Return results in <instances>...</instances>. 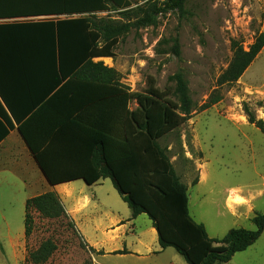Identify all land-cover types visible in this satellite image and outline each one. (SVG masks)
I'll use <instances>...</instances> for the list:
<instances>
[{
    "label": "trees",
    "instance_id": "1",
    "mask_svg": "<svg viewBox=\"0 0 264 264\" xmlns=\"http://www.w3.org/2000/svg\"><path fill=\"white\" fill-rule=\"evenodd\" d=\"M186 1L0 0V20L56 17L0 24V143L17 126L51 186L110 179L132 218L146 214L152 221L163 250L175 249L188 264H225L260 239L264 214L252 219L255 230L234 228L222 239L210 238L204 224L192 218L188 188L160 143L196 110L187 80L180 73L172 77L175 100L152 77L143 92H132L114 68L95 61L114 57L119 39L156 25L161 13L181 9ZM111 11L116 19L101 16ZM263 48L264 34L249 50L233 41L218 85L238 82ZM220 101L214 93L200 110ZM246 112L264 134V121ZM37 221L58 222L77 233L55 191L27 199L28 242ZM57 241L28 246L26 264L48 263Z\"/></svg>",
    "mask_w": 264,
    "mask_h": 264
},
{
    "label": "rangeland",
    "instance_id": "2",
    "mask_svg": "<svg viewBox=\"0 0 264 264\" xmlns=\"http://www.w3.org/2000/svg\"><path fill=\"white\" fill-rule=\"evenodd\" d=\"M101 16L116 19L118 14L111 11ZM260 34H264V0H187L181 9L161 13L156 25L134 29L119 39L114 57L95 60L114 68L132 92H143L152 77L156 87L175 100L172 77L180 73L187 80L196 110L160 143L188 188L192 218L204 224L212 239H222L234 228L255 230L252 219L264 214V198L256 196L264 190V134L249 123L246 112L248 108L257 120L264 121V48L238 82L217 83L232 59V42L238 41L249 50ZM214 93L221 101L200 110ZM3 175L0 172L2 185ZM38 175L43 185L39 192H44L48 186ZM7 184L0 189V264H26L28 246L36 249L48 238L58 239V250L46 264L121 262L117 258L108 262L102 252L85 244L77 229L75 233L58 222L37 221L28 242L24 195ZM238 194L245 208L233 215L228 200ZM115 195L131 217L117 191ZM252 195L256 198L249 212ZM150 223L147 215H141L137 222V231L145 233L147 241L152 239ZM129 260L122 263L188 264L173 248L149 261ZM225 264H264V236L257 248Z\"/></svg>",
    "mask_w": 264,
    "mask_h": 264
},
{
    "label": "crops",
    "instance_id": "3",
    "mask_svg": "<svg viewBox=\"0 0 264 264\" xmlns=\"http://www.w3.org/2000/svg\"><path fill=\"white\" fill-rule=\"evenodd\" d=\"M55 18L53 16H39L3 19L0 20V24L44 21ZM0 172L5 174L2 179L5 184L8 182L7 186L10 184L17 187L18 192L24 195V206L28 198L49 191L57 192L64 203L67 214L75 222L76 228L85 244L97 253L102 252L103 257L108 262H110L109 259L111 258H117L121 261L116 263L112 261L114 264H127L122 262H131L129 258L135 259L138 262L149 261L155 256L165 254L169 249L163 250L160 247L158 234L153 227L152 221L148 228L152 237L151 241H147L145 233L137 231V222L141 215L136 219H133L132 216L130 217L123 203L116 197L115 192L117 190L110 179L101 180L92 186H88L82 180L55 187L51 186L40 170L17 126L0 143ZM38 174H40L41 178H44L48 186V190L44 192H39L43 189V185L42 182L38 181ZM2 184H0V189L6 187L5 184ZM257 195L259 198H264V190L259 191ZM256 196L252 195L253 200L250 202L249 212L254 209L253 201ZM121 200L123 201V199ZM240 201H242L240 194L229 198L228 206L232 207L233 215H238L243 209L244 206L241 207ZM124 204L127 203L124 202ZM3 219L7 218L3 215ZM263 236L264 233L254 245L244 252L237 253L234 258L245 255L249 250L257 248V244ZM125 249L130 253L115 254ZM149 264L156 263L150 262Z\"/></svg>",
    "mask_w": 264,
    "mask_h": 264
},
{
    "label": "water",
    "instance_id": "4",
    "mask_svg": "<svg viewBox=\"0 0 264 264\" xmlns=\"http://www.w3.org/2000/svg\"><path fill=\"white\" fill-rule=\"evenodd\" d=\"M39 166V165H38ZM40 168V167H39ZM40 170H41V168H40ZM42 171V170H41ZM42 173H43V171H42ZM43 175H44V173H43ZM44 177H45V175H44ZM47 180V179H46ZM49 183V182H48Z\"/></svg>",
    "mask_w": 264,
    "mask_h": 264
},
{
    "label": "bare ground",
    "instance_id": "5",
    "mask_svg": "<svg viewBox=\"0 0 264 264\" xmlns=\"http://www.w3.org/2000/svg\"><path fill=\"white\" fill-rule=\"evenodd\" d=\"M235 200V199H234ZM241 202V201H240ZM229 204V203H228ZM232 206V205H231Z\"/></svg>",
    "mask_w": 264,
    "mask_h": 264
}]
</instances>
